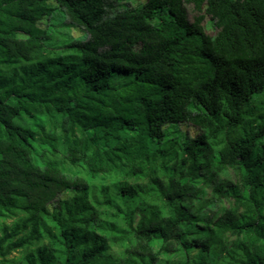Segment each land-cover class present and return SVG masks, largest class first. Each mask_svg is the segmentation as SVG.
Listing matches in <instances>:
<instances>
[{
	"label": "trees",
	"instance_id": "obj_1",
	"mask_svg": "<svg viewBox=\"0 0 264 264\" xmlns=\"http://www.w3.org/2000/svg\"><path fill=\"white\" fill-rule=\"evenodd\" d=\"M263 91L264 0H0V264H264Z\"/></svg>",
	"mask_w": 264,
	"mask_h": 264
},
{
	"label": "rangeland",
	"instance_id": "obj_2",
	"mask_svg": "<svg viewBox=\"0 0 264 264\" xmlns=\"http://www.w3.org/2000/svg\"><path fill=\"white\" fill-rule=\"evenodd\" d=\"M126 2L130 6H137V5L143 4L145 2V0H126ZM49 5L52 7L55 6V4L52 2H49ZM187 11H188L189 18H190V7H187ZM38 25H39V27H42V28L46 27V26L51 27V30H52L51 43L53 45L58 46V45H61V43H63L64 41H69V40H73V39H77V40H84L85 39L83 37V32L80 29L69 26L67 24V21L61 22V18L54 17L52 19H44V20L40 21ZM207 32L210 33L211 31L208 30ZM259 98H264V91H263V93H261L259 95ZM178 128H179V131L181 133H184L188 136H194L195 134H197V130L187 123L180 124ZM57 149H58L57 158L60 160V164H61L63 171L68 176L81 177V178L85 179L95 189H98L100 187V185H110L111 183H113L114 181L117 180V175H114V174L101 175V176L91 178L82 166H80V165L72 166L63 158L64 157L63 156V148L60 145L57 146ZM230 178H231L232 182L236 181V177L234 175H232V173H230ZM206 192L209 194V189H206ZM72 193H73L72 191L62 193L57 197V199L68 198L72 195ZM216 205L218 206L219 204H216ZM228 205H229V203L227 201L223 200L221 202V206H223V207L227 208ZM49 207L50 208L56 207V202L54 201ZM12 222H13L12 218L0 217V228L3 225L9 226V225H11ZM154 248L156 249L157 246H155ZM26 250L27 249H15L9 254L8 258L13 259V260H19L20 258L23 257ZM122 250H123V247L112 246L110 248V253H112L115 257H120L122 255ZM159 259L160 260H159L158 264H168L174 260L173 256L167 255V254L160 256Z\"/></svg>",
	"mask_w": 264,
	"mask_h": 264
}]
</instances>
